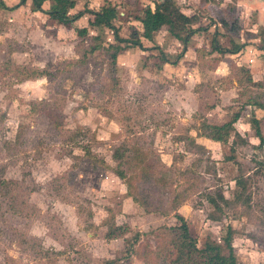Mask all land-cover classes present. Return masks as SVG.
Listing matches in <instances>:
<instances>
[{
	"label": "rangeland",
	"instance_id": "374dc122",
	"mask_svg": "<svg viewBox=\"0 0 264 264\" xmlns=\"http://www.w3.org/2000/svg\"><path fill=\"white\" fill-rule=\"evenodd\" d=\"M75 1L76 8L115 3L124 37L141 31L134 16L153 7L152 0ZM157 1L165 11L173 5L167 12H178L179 28L199 30L183 53L166 28L144 40L146 50L126 47L116 83L101 51L75 63L93 35L111 40L110 30L85 20L60 29L31 0L0 6V264H158L151 252L158 228L177 224L175 213L199 247L229 236L240 264H264V144L255 136L257 126L264 141V110L244 106L264 102V85L248 83L242 71L264 80V52L212 48V40L263 47L264 26L247 5L236 12L237 0H167V7ZM0 2L13 7L19 0ZM218 64L225 77L209 71ZM43 67L54 77L18 74ZM189 75L204 80L194 84ZM191 89L199 99L189 96ZM240 108L226 141L209 137L208 124L225 123ZM117 148L122 159L113 157ZM134 150L149 164L130 160ZM118 165L126 177L114 172ZM141 168L149 174L141 181L151 195L147 209L130 195L138 191ZM218 189L227 201L216 197ZM105 219L127 223L130 231L107 239Z\"/></svg>",
	"mask_w": 264,
	"mask_h": 264
},
{
	"label": "trees",
	"instance_id": "16d2710c",
	"mask_svg": "<svg viewBox=\"0 0 264 264\" xmlns=\"http://www.w3.org/2000/svg\"><path fill=\"white\" fill-rule=\"evenodd\" d=\"M26 0H19L13 7H8L4 4V2H0V6L3 9L10 10L16 8L22 4H24ZM32 8L35 11H40L47 15V17L51 20H55L56 23L63 25L64 27L70 29L72 24L77 21L82 16H86V25L90 28H106L111 31V40H104L100 34H95L91 37L92 43L88 45L85 49H83L81 53L82 58H77L75 61L76 64L83 63L87 55H92L97 51H101L105 58L108 60V73L109 77L112 79L114 83L117 81L116 69L118 64V55L121 51H123L126 47H138L142 50H146L143 42L146 41H154V35L159 32L161 29L166 28V30L175 38L181 41L182 43V52L186 50L188 40L190 37L196 33L199 28H193L190 25L185 28H179L178 24L174 21L172 15L163 9V5L157 1L152 0L153 7L150 5H146L141 14L134 16L135 20H137L141 26V31L137 32V30H133L129 37H124L120 33V27L116 24V21L119 19V11L118 6L115 3H111L110 1H106L100 6H90L87 3L84 4L81 8H76L75 0H31ZM175 2V0H174ZM246 43L237 44L231 41L229 47L221 46L216 40H212V48L218 53H237L240 51ZM156 47V46H153ZM158 47V46H157ZM264 50L263 47L258 46ZM180 53V55H181ZM178 55V57L180 56ZM161 61L163 63L167 62V59L162 56ZM244 69L245 77L244 79L251 83L252 85L261 86L264 85L260 80L254 82L250 75V71L248 69ZM54 71H58V67L54 69ZM25 74L26 79L34 80L39 77L52 78L54 74L43 67L42 69L32 68L31 70L25 69L18 72V74ZM253 101L246 100L244 104H251ZM258 107L264 108V102L255 101ZM241 108L234 112L231 119L227 122L214 125L208 124L206 127L210 129L209 137L216 139L218 141H226L229 132L234 129L235 123L238 120ZM253 122L257 125V120H253ZM255 136L259 138V146L263 143L262 135L260 134L259 128L256 126ZM123 150L119 151V148L115 149L113 152V157L115 159L123 158ZM135 160L140 163L141 167L148 165L145 157L139 153L138 150H134L132 157L130 160ZM119 165L114 169V172L120 176L121 178L126 177V173L123 170L118 168ZM149 174L141 168L140 172V182L135 186L138 188V191L132 195L134 201L139 202L145 209L148 208L151 203V195L150 193L141 187V181H147ZM237 183L244 187V184L241 181H237ZM132 185L130 183L127 184V191H130ZM148 189L152 190V187ZM242 191H236L234 193V199H239L241 197ZM216 197L227 201L223 196V191L218 189L216 192ZM209 201L216 205V199L209 198ZM177 224L171 226H161L158 228L160 230V235H157L159 242L164 240L161 246H159V242L156 243V248L152 249L151 252L156 253V257H159L158 264H240L233 246L229 241V236H225L224 241L219 243L213 239H207L202 247H199L197 244L196 238L191 234L186 219L179 213L174 214ZM109 219L104 220V224L108 227L105 233V237L107 239H118L124 237L129 231V225L127 223L117 224L115 222L108 221ZM136 240V238H134ZM158 244V245H157ZM146 245L144 246V250ZM148 249H151L148 246ZM150 251V250H148ZM172 256L168 260L165 261V254ZM162 255V256H161Z\"/></svg>",
	"mask_w": 264,
	"mask_h": 264
},
{
	"label": "crops",
	"instance_id": "0c3cea01",
	"mask_svg": "<svg viewBox=\"0 0 264 264\" xmlns=\"http://www.w3.org/2000/svg\"><path fill=\"white\" fill-rule=\"evenodd\" d=\"M163 1H165V3L166 4H164V7H167L168 6V4H167V0H163ZM209 2V1H208ZM207 1H203V3H205V4H210V3H208ZM245 2V3H244ZM244 2H242V1H240V0H237V2H235V7H236V12H240V9H241V7L243 6V5H247V7H249V8H251L252 9V11H253V13H254V16L256 17V18H258L259 19V21H260V24L262 25V26H264V0H246V1H244ZM23 5V4H22ZM21 6V5H20ZM20 6H18V7H16V8H19ZM176 7V6H175ZM172 8H173V5H172V7L171 8H169V9H166L167 11H173L172 10ZM178 10H180L178 7H176ZM168 12V13H169ZM178 12L176 11V12H174V14L173 13H170L171 15H172V17H173V19H174V21L176 22V23H178V22H180V21H178V14H177ZM44 14V13H43ZM239 14V13H238ZM47 16V15H46ZM47 19V18H46ZM83 20H85L86 21V16L84 15V16H82L81 18H79L77 21H75L73 24H72V27L73 26H75L76 25V23H78V21H83ZM84 21V22H85ZM224 21L222 20V23H223ZM226 23V22H225ZM58 26H59V28L60 29H66V30H71L72 29V27L70 28V29H68V28H66V27H64L63 25H60V24H58ZM225 27H227V26H229V27H233L232 25H230V23H229V25L228 24H226V25H224ZM264 34V33H263ZM252 37H254V36H252ZM154 40H155V37L153 38ZM235 43H237V44H241V43H238L236 40H233ZM251 49H254V52H257L258 50L260 51L261 50V52H264L263 51V49L262 48H260V47H258L256 44H252V43H247L240 51H238L236 54L238 55V54H240L241 52H249L250 54H252L253 52H252V50ZM249 56H251V55H249ZM218 62H221V61H218ZM220 64V63H219ZM219 64L217 65V66H215L214 67V69H211V70H209L210 72H213L215 75H219L218 73H221V76L222 77H225V72H227V69L225 70L222 66H219ZM245 67H248V66H245ZM248 69V68H247ZM250 69V68H249ZM222 71V72H221ZM223 71H225V72H223ZM250 71V70H249ZM252 73V72H251ZM199 75H201V74H199ZM190 76V80L189 81H192V83H196V81H203L204 79L202 78V77H198L197 76V79L195 80L194 79V76L193 75H189ZM252 77V80L254 81V82H257V81H260L261 79L260 78H254V76L252 75L251 76ZM233 86L235 87L237 84H238V81H236V80H233ZM193 88V87H192ZM205 88H207V86L205 87ZM232 89V88H231ZM224 92L222 93L223 95L228 91L227 89H224L223 90ZM199 92H195V91H193L192 89H191V91H190V94H189V96H191L194 100H197V99H199V97L201 96L200 94H198ZM221 94V95H222ZM196 95H198V97L196 96ZM222 95V96H223ZM196 96V97H195ZM244 106H250V107H256V113L258 114V112H257V110H261V111H263L264 110V108L263 107H258L257 106V104H255V101L253 102V103H251V104H245ZM257 117H259V116H257ZM239 118H240V116H239ZM239 118H238V120H239ZM238 120L236 121V123H235V125L237 124V122H238ZM223 124V123H222ZM264 137V136H263ZM258 144H259V139H258ZM264 144V141H263V143H262V145ZM261 145V146H262ZM259 146V145H258Z\"/></svg>",
	"mask_w": 264,
	"mask_h": 264
}]
</instances>
